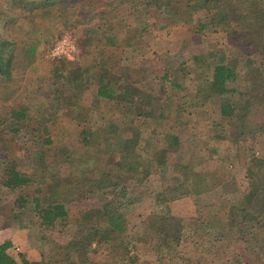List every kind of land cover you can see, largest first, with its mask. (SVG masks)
Instances as JSON below:
<instances>
[{"label":"rangeland","instance_id":"374dc122","mask_svg":"<svg viewBox=\"0 0 264 264\" xmlns=\"http://www.w3.org/2000/svg\"><path fill=\"white\" fill-rule=\"evenodd\" d=\"M41 1L0 0V46L6 41L17 49L25 40L26 50L31 49L27 57L32 59L24 71L18 69L23 74L0 79V227L16 225L46 233L49 239L43 249H55L54 257L62 261L57 264H63L71 237H80L87 227H108L99 218L102 205L111 201L124 221V230L114 236L134 238L141 249L152 248L158 253V264H264V230L233 209L253 186L264 184V105L249 106L248 114L241 117L248 89L244 79L248 69L242 57L238 58V78L227 82V92H217L209 80L214 63L238 57L233 52L243 48L244 41L237 44L227 26L218 24L217 10L209 13L203 0H160L168 7H157L155 1L145 7L139 0H97L91 20H81L76 26H65L64 17L55 21L53 14L43 16L42 9L30 11ZM81 11L86 14L89 6L78 2L67 10L68 17L74 20ZM110 18L116 22L114 32L107 29ZM200 23L207 25L198 31ZM231 24L244 28L237 20ZM96 46V53L91 52ZM250 57L261 63L264 74V53L253 52ZM63 58L83 67L114 66L104 77L115 87L112 96H98V83L83 72L81 90L72 80L53 86L39 80L23 85L47 74L53 64L60 66ZM117 69L127 75L128 83L150 95L152 116L134 114L133 104L120 96V82L113 83L116 78L111 77ZM165 72L170 78L163 80ZM226 104L234 107L232 113H222ZM20 109L27 116L13 115ZM198 134L204 138H197ZM47 135L51 143L45 141ZM174 135L179 137L177 142ZM209 139L218 144L215 158L209 157ZM128 140L135 146L128 145ZM162 145L167 148L161 149ZM9 162L16 163L31 183L7 187L3 181ZM132 163L149 174L129 171ZM156 164L166 166L164 181L169 187L184 181L183 197L176 190L156 196L164 182L153 173ZM172 166L184 175L172 174ZM58 171L70 176L62 190ZM103 172L115 177V187L95 185ZM50 186L69 198L65 204L71 221L42 226L35 209L32 218L29 212L19 215L26 207L16 205L15 217L8 216L18 195L25 194L32 209L31 200L40 193L46 200ZM175 196L173 202L161 201ZM116 242L114 253L105 245L109 251H89L88 261L137 264L128 261L129 254Z\"/></svg>","mask_w":264,"mask_h":264},{"label":"trees","instance_id":"16d2710c","mask_svg":"<svg viewBox=\"0 0 264 264\" xmlns=\"http://www.w3.org/2000/svg\"><path fill=\"white\" fill-rule=\"evenodd\" d=\"M15 0H13L14 2ZM22 1V0H21ZM135 0H132L134 2ZM157 2V7H161L162 4H165L166 7H168L167 3H164L160 0H139L140 3H145V7H148L149 4H153ZM205 3L208 4V10L209 13L213 10H217L218 15V24L223 23L225 26H227V29L229 32H232L236 38L237 44L242 45L243 42V48L239 46V50H235L233 53H236L238 56L235 58H232V56L228 59H225L221 62H215L213 67V72L211 75V85L213 86V89L216 90L219 93H225L228 91L227 88V82L230 80H236L238 78V70L237 66L239 64V57H242L245 61V64L247 65V73L246 77L244 76V79L246 78L247 82V93H246V105L244 107L240 108V111L243 113L241 117L244 118L245 115L248 114L247 109L249 106L256 105L257 103H260L264 105V74L261 70V63L257 62L254 58L250 57L251 53H264V0H203ZM78 2H81L84 5L89 6V11L85 14V11H81L79 15H77L76 19L73 20V18H69V14L67 12L68 9L74 8L77 6ZM100 1L97 2V0H42L39 3H36L35 5H32L30 7V11L42 9V15L46 16L48 14H53L54 20L58 21L59 19H62L64 17L65 26H76L78 22H88L91 19V16L95 15V10L98 6ZM29 3H27L28 5ZM134 4V3H133ZM137 4V3H135ZM156 4V3H155ZM138 7V6H137ZM140 8V7H138ZM91 9V10H90ZM59 10L61 11V14L59 13ZM62 11H65L67 14V17L65 16ZM93 11V12H92ZM89 15V17H88ZM168 17V16H167ZM14 18V17H12ZM13 20V19H11ZM108 20V21H107ZM237 20L238 22H242L244 25L243 29H237L235 27H232L231 24L232 21ZM107 22V29L110 32L115 31V25L116 22L113 19H106ZM212 22H215L213 20ZM207 23H200L198 31H201L203 28H205ZM36 29L38 30L39 26L35 24ZM231 30V31H230ZM13 38V37H12ZM27 39V38H23ZM239 42V43H238ZM23 43V44H22ZM31 44V43H30ZM4 45V47L2 46ZM6 46V47H5ZM9 48H8V47ZM15 46V44H13ZM28 46L27 42L25 40L20 41V43L17 46V49L11 48V43L1 42L0 46V79L4 80L6 79H12L16 76H19L20 74H23L22 72H19V68L24 71L28 65H30V62L32 59L27 57V53L29 50L26 47ZM97 46L94 47L91 52L96 53ZM36 49V48H35ZM10 50V51H9ZM15 50V52H14ZM11 52V53H9ZM97 56L96 54L94 55ZM61 65L56 67L57 65L53 64L51 67V71H48V73L45 75H41V77L33 78L30 82H25L23 85H31L33 84L34 80H39L43 83L50 82L53 86L59 81H70L72 80L76 87V89L81 90L80 87H82V79H81V73L89 74L90 78H93L94 82L98 83V96H107L111 97V91L113 88V85H111L109 82H107L104 77L108 76L109 71L114 70V66H108L106 64L98 65L96 68L93 66H86L83 67L81 63L78 61H70L67 58H63ZM86 65V64H85ZM93 65V64H92ZM34 68L30 69V71H33ZM118 70V69H117ZM120 70L117 71V73L114 72V74L111 76L114 79L116 78V81L113 83H116L117 80H119V87L123 90V94L120 95L124 100L127 102H131L133 104V110L134 114L138 116H152L151 112V106L152 101H149V94L144 93L141 91L138 87L132 85V83H128V77L127 75L120 73ZM119 72V73H118ZM80 75V76H79ZM207 76V74L203 75ZM85 77H87L85 75ZM169 75L167 72L163 74L162 79L166 80L169 79ZM17 79V78H16ZM123 82V83H122ZM172 82L175 83L173 80ZM122 84V85H121ZM179 85V84H178ZM84 86V85H83ZM46 94H49V89ZM47 105L49 102V96H46ZM51 100V97H50ZM261 100V101H260ZM222 113L228 114L232 113L234 111V107L230 106L229 104L222 106ZM244 109V110H243ZM21 110V109H20ZM244 111V112H243ZM14 116H20L22 115L27 116V114L21 110L19 111H13ZM93 125H96V123L93 122ZM17 128H15V131H17ZM44 132L46 134L49 133V129L47 126L43 128ZM95 134H99L97 130L93 131ZM49 135V134H48ZM45 137V141L47 143H51L52 139L50 136ZM175 139V136H174ZM87 143H91L89 140H86ZM96 143H100L98 139H95ZM131 144L133 146L134 142L132 140H128V145ZM136 144V143H135ZM127 147V146H126ZM128 149L125 148L126 151ZM90 154V153H89ZM123 156L125 154H122ZM65 161V160H64ZM7 168L4 171V175L6 176V179L3 181V183L10 187L11 189H17L18 187L27 185L31 183V178L28 177L25 174H22L20 171L16 169V163L9 162ZM138 163L134 164L132 163L130 165L129 171H133L136 174H146L147 170H138ZM59 174H57L58 178V184L63 185L60 189L62 190L64 187V184L70 183V176L64 174L62 171H58ZM74 174V173H72ZM103 177V178H102ZM119 178V177H117ZM92 180V179H91ZM73 179L71 180V182ZM95 185L98 188H103L104 186H110L115 187L117 185V181L113 175H110L108 173L103 172L101 177L97 178L95 180ZM258 184V183H257ZM255 185L252 187V190L245 194L241 204L239 207L233 208L234 211L241 213V215L244 218H248L251 221H254V224L259 227H264V184L261 185ZM55 189L57 187L50 186L49 188V195L46 200H43L40 195H37V197L34 198V201L31 200L34 204L33 208H28L29 200L25 194H20L16 197V199L12 202V208H9V212H11V215L15 217V215L12 214L13 206H18L19 209L25 208L24 214L19 215H26L27 212L30 214H27L28 217H32L35 209V212L37 216L40 219V225L42 226H53L56 221L61 220L64 221V217L67 215V212L65 210V203L69 200L68 197L59 194ZM48 191V190H47ZM61 195V197H60ZM112 202H106L102 205V208L100 210V217L104 218V223H107L108 227L99 228L97 226H93L88 229L85 232H82V236L79 238H76L72 240L69 243V249L76 254V259L85 262L88 261V253L89 248L92 245V243L95 241L97 243H103L107 246V248H114L113 246H117V242L122 246V248L127 251L130 240L128 237L121 238L120 235H115V232H122L124 230V221L123 220V214L118 212L117 208L111 207L110 205ZM119 207V205H118ZM8 212V209H7ZM90 213V212H89ZM86 217H91L90 215H85ZM29 220V219H28ZM103 220V219H102ZM158 229V228H157ZM160 232V231H159ZM157 235L160 236L158 233ZM113 236V238H112ZM165 238H169L167 233L165 235ZM163 238V243L166 242V239ZM11 246V242H4L0 244V264H17V261L7 252L8 248ZM115 250V249H114ZM23 264H37L34 262H29L27 259L22 258Z\"/></svg>","mask_w":264,"mask_h":264},{"label":"crops","instance_id":"0c3cea01","mask_svg":"<svg viewBox=\"0 0 264 264\" xmlns=\"http://www.w3.org/2000/svg\"><path fill=\"white\" fill-rule=\"evenodd\" d=\"M98 92V88L97 91ZM98 95V93H97ZM126 124H129L128 122ZM121 124H119L120 126ZM164 133V132H163ZM177 134V133H176ZM176 142L178 140V136L174 135ZM209 136L205 134V137ZM204 138V136H201L200 134L197 135V138ZM207 138V137H206ZM174 139V138H173ZM207 144L206 146H209V157L211 156L212 158H215L216 156H218L219 154H215L216 152H218L219 150H217L216 148H218V144L216 143V139L212 140H206ZM216 144V145H215ZM168 145V144H166ZM167 148V146L162 145L161 149L163 148ZM160 149V150H161ZM225 150V149H223ZM161 162V160L159 161ZM163 162V161H162ZM165 165V164H164ZM166 167V166H164ZM163 167V165H159L156 164L155 167H153V173L155 172L156 174H158L161 178L162 181L166 180V178L168 177L167 175V171L166 169ZM170 170V168H169ZM172 170V174L174 175H179L180 174L184 175V171H177L176 168L174 166L171 167ZM152 171H150L151 173ZM149 174V173H148ZM161 181V183H162ZM160 184V183H159ZM165 184V185H164ZM147 186V185H146ZM160 191L159 193L156 195L160 198V196H162L164 193L166 194L168 191L167 190H176L182 195L179 197H183L184 194L183 192L185 191V187H184V181H180L177 182L173 187H169L167 184V181L163 182V185L160 184ZM208 186V185H207ZM197 192V191H195ZM197 194H199V192H197ZM177 197H173V198H166V199H162L161 201H165L169 202V201H174ZM183 200V199H182ZM214 202H212V204H214ZM65 210L67 212V215L64 217V222L67 221L68 219H72V215L71 212L69 211V208L66 206L65 204ZM33 218V217H32ZM68 218V219H67ZM82 218V217H81ZM103 223H104V218H102V216L99 218ZM103 219V220H102ZM40 222V221H39ZM47 227V226H46ZM103 228V226H102ZM258 230H264V227H259ZM146 233H144V236L147 237V235H145ZM156 235V234H155ZM82 236V235H80ZM140 236V235H137ZM158 237V235H157ZM79 237H71L70 241H68L69 243ZM133 238V237H132ZM138 238V237H136ZM49 239V235H47L46 233H42L40 232L39 229H24V228H20L17 227L16 225L13 226H1L0 227V244L4 243V242H11V246L8 248L7 252L17 261V264H23L22 263V258L27 259L29 262H34L37 264H57V263H62L61 259L57 260L54 256H55V249H50L46 250L43 249L44 246L46 245V241H48ZM69 243H68V248L69 247ZM136 240L133 238V240L130 242L128 250L125 251V253L129 254V260L130 262H136L137 264H142L141 262H143V264H158V253H156V251H154L152 248H146V249H141V247L136 246ZM67 247L64 248V259H63V264H65V262L68 263V261H70V264H89V261H85L82 262L78 259H76V255L75 257H72V255L70 254V252H72L71 250L66 251ZM101 249H106L105 248V244L101 243H97V242H93L92 245L89 248L90 252H97L99 253ZM115 248H110V251H116L114 250ZM107 251H109L108 249H106ZM66 253H67V257H66ZM71 257V259H70ZM70 259V260H69ZM89 259V258H88ZM99 264L98 262H94V263H90V264Z\"/></svg>","mask_w":264,"mask_h":264},{"label":"built area","instance_id":"2783aa9c","mask_svg":"<svg viewBox=\"0 0 264 264\" xmlns=\"http://www.w3.org/2000/svg\"><path fill=\"white\" fill-rule=\"evenodd\" d=\"M66 52V51H65Z\"/></svg>","mask_w":264,"mask_h":264}]
</instances>
